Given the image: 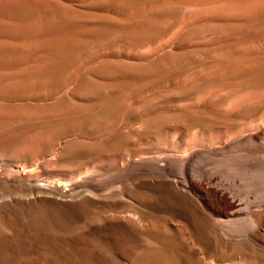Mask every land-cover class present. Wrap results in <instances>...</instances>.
Segmentation results:
<instances>
[{"label": "rangeland", "instance_id": "374dc122", "mask_svg": "<svg viewBox=\"0 0 264 264\" xmlns=\"http://www.w3.org/2000/svg\"><path fill=\"white\" fill-rule=\"evenodd\" d=\"M203 1L0 0V264H264V219L225 237L147 159L183 176L197 132L264 116L222 110L264 90V14L208 24ZM229 180L264 195L255 173Z\"/></svg>", "mask_w": 264, "mask_h": 264}, {"label": "bare ground", "instance_id": "6f19581e", "mask_svg": "<svg viewBox=\"0 0 264 264\" xmlns=\"http://www.w3.org/2000/svg\"><path fill=\"white\" fill-rule=\"evenodd\" d=\"M203 11V18L208 24L245 23L264 14V0H204ZM251 61L253 75L258 80L261 79L260 83L263 82L264 44L257 49ZM235 100L222 105V110H232L246 102L253 107H259L258 105L264 101V90H251L242 96L240 94ZM261 115H264V112ZM193 139L195 147L188 152L184 150L181 155L180 167L183 176H177L173 159L169 155L145 157V160L152 159V162L155 161L159 166L166 165L165 173L175 175L177 179L182 180L185 187L191 189L190 191L198 193L201 204L211 216V226L219 229V233L225 237L230 239L235 235L255 232L261 227V221L264 219V195L245 194L232 186L229 179H238L244 173H255L258 177L264 178V116H252L232 132L221 131L214 135L203 131L197 132ZM140 160L142 157L134 158L131 162L134 164ZM161 169L163 170L162 167ZM235 169L240 171L236 170L234 173ZM142 243L143 240L131 244ZM211 264L217 263L213 261Z\"/></svg>", "mask_w": 264, "mask_h": 264}]
</instances>
